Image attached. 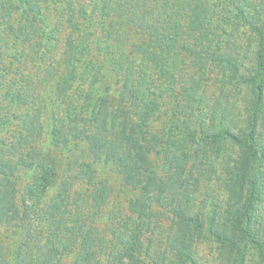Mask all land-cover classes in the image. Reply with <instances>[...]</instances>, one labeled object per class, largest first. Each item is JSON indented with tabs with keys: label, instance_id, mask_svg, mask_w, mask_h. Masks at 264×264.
Here are the masks:
<instances>
[{
	"label": "trees",
	"instance_id": "1",
	"mask_svg": "<svg viewBox=\"0 0 264 264\" xmlns=\"http://www.w3.org/2000/svg\"><path fill=\"white\" fill-rule=\"evenodd\" d=\"M74 1L79 0H61L59 16L63 11L64 19L58 17L53 26L51 16L44 13L48 6L42 7L38 0L1 4L0 57L10 56V62L1 66L0 82H6L8 72L18 71L22 82L33 81V88L25 99V91L13 79L0 98V224L14 232L10 238H0V264H64L69 255L72 264H190L196 262L194 243L210 239L209 235L217 242L216 264H247L256 255L258 264H264V145L259 137L264 115V0H258L252 11H236L249 28L244 31L249 48L252 43L256 46L251 66L245 65L241 52L219 53L221 43L215 42L221 19L212 22L218 0H90L101 22L111 15L109 10L117 16L97 38V60L84 57L92 49L89 33L83 52L78 49V56H69L72 67L55 89L50 81L54 72L34 78L21 69L28 60L34 66L46 62L54 31L67 21V13H74ZM88 6L82 5L83 15L88 14ZM6 10L9 17L18 11L16 26L4 21ZM77 28L73 23L71 36ZM131 31L139 32L141 39L128 60L124 44ZM40 39L50 43L46 49ZM109 39L120 41V53L112 64L100 65L98 61L111 49ZM9 48L13 52L8 56ZM182 50L191 55L189 73L179 64L185 60ZM52 67L50 61L46 72ZM81 76H88L87 90L72 94ZM214 86H219V94L204 106L207 91L212 89V94ZM241 94L245 113L235 107ZM165 97L175 102L168 110L174 117L160 133L153 131L152 119L165 110ZM218 118L227 124L217 123ZM13 124L18 130H11ZM79 141L88 144L91 154L116 166L124 184L135 191L128 204L130 213L121 215L117 227L113 221L99 227L112 187L106 179L96 178L90 163L78 172L75 186L80 189H74V177L67 175L56 194L46 199L56 183L53 148L67 151ZM229 147L236 148L232 158L223 152ZM213 148L222 154L226 178L218 180L225 188L226 208L223 215L217 210L208 217L205 227L201 210L193 212L191 200L204 175L195 173L202 171V158L207 159ZM155 205L160 212H155ZM163 211L170 212L171 221L164 233L156 218ZM157 242L165 244L157 249Z\"/></svg>",
	"mask_w": 264,
	"mask_h": 264
},
{
	"label": "rangeland",
	"instance_id": "2",
	"mask_svg": "<svg viewBox=\"0 0 264 264\" xmlns=\"http://www.w3.org/2000/svg\"><path fill=\"white\" fill-rule=\"evenodd\" d=\"M3 0H0V23H2V19H1V4H2ZM195 0H192V2H194ZM38 3H40V5L42 7L48 6V9L46 10V12L44 11L45 15L47 16H51L50 18V25L53 26L54 23L56 22L57 18L59 17V19H64L62 17H64L63 15V11L61 12L62 15L59 16V13L61 11V0H51V2H43L40 0H38ZM258 0H218V5L217 7H215V11L216 14L213 15V24L216 23V19H221V24H220V31H218V39H216V44L221 43L220 47V51L219 53H225L227 51H230L232 53H237V52H241L242 56V60L244 59L245 61V65L251 66L253 65V57H254V47L255 44L252 43L251 48H249L250 46V41L249 38L247 37V35H244V31L249 29L248 26H244L243 24V20L241 18H237V12L239 9L244 8L246 10H254L258 4ZM83 4H87L89 5L88 8H86V12L88 13L87 15H83L82 12V5ZM7 5H9V3H7ZM64 5V4H63ZM111 5V4H110ZM72 9L74 10V13H71V11L69 13H67V21L65 20V22L60 26V28H58L57 30H55L54 32L57 33L56 38L54 39L55 41L51 44H53L52 46V50L49 53L48 56H46L45 60L46 62L41 65L40 63H37L35 66L32 64H29V60L26 62L27 67L25 65H23V68L25 69H21L23 72L26 71H30L31 73L34 74V78L37 76H40L42 73H47V75H49V72L52 71L54 72L53 75H50V78H52V76H54V80H50L52 81V85L51 88L56 87L55 85H57V83L59 82V79H61L62 75L66 73V71L68 70L69 67L71 66V63H69L70 59L69 56L73 55V56H78L81 52H83V45L87 44L86 40L88 37H86L87 34H91L89 40H88V45H91L92 49H91V53L86 54L87 56H84L86 59H96L99 56V52L96 48V41L97 38L103 36V27L105 28V26H107V23L112 22L114 16L116 15V12L113 14L111 10H109L110 12V16L106 17L105 22H101L100 19V13L99 11L96 12L94 11V13L92 12L93 10V3L90 2V0H79V1H74L71 4ZM254 8V9H253ZM185 12H189V10L185 11ZM8 10H6L3 14V16L5 17V22L8 21L9 24L13 23L14 26H16L17 24V19H18V11H14L13 16L11 15V17H9L7 15ZM70 15H72V18L70 17ZM70 21V22H69ZM73 23H76L77 25V30H74L73 36L70 35L71 33V26L73 25ZM6 26V25H5ZM3 32H1V35H3ZM132 33V34H131ZM131 33H127V37L128 40H125L126 44H124V49H125V58L128 60L132 59V47L133 45L139 41L141 39V34L139 32H135L131 31ZM114 37H119V34H113ZM71 37V42L69 44L68 43V39ZM127 37H125L124 39H126ZM123 41V38L121 39ZM58 41V42H56ZM41 42V46H44V49H46L50 43L47 42V40L44 39H40ZM120 41H114V39H109L110 43V50H112L113 52H110V50H107L100 62L98 61V63L100 65H106V64H112V61L115 57H118L120 50L118 49L117 44ZM188 42H192L191 39H188ZM33 43V42H32ZM30 45L31 44H27ZM219 45V44H218ZM41 46H39V48H41ZM30 48V47H29ZM29 48L26 52L29 51ZM79 49V54H77V50ZM13 50L12 48H9L8 50L5 51V54L9 56V53H12ZM71 53V54H70ZM181 54L185 57V60L183 62H180V65H185L184 66V72L185 73H189L191 71V67H188V63L189 60L191 59V55L189 54V52L186 51H181ZM10 57V56H9ZM9 57H0V81L2 79L3 73L1 70V66L4 63H9L10 62V58ZM32 57V55L30 56ZM135 62L138 65V62H140V55L136 54L135 55ZM53 62V67L48 70V72H46V67L49 65V63ZM18 63V62H17ZM16 63V64H17ZM16 64L14 67H16ZM39 66V67H38ZM33 67V69L31 68ZM110 69H113V66H110ZM124 72V70H123ZM41 73V74H40ZM217 71L212 73V77H215ZM81 74V70L78 69L77 75ZM104 74V73H103ZM105 75V74H104ZM2 76V77H1ZM121 76L123 77V74L121 73ZM120 76V77H121ZM119 77V79H120ZM5 78L7 79L6 82L1 83L0 82V98H1V94L3 93V91L8 87V84L14 80L18 81V86H20L22 91H25V95L27 99L28 97L31 96V89L33 88V81H26V82H22L21 80H24V77L22 78V76H20L18 74V71H12V72H8V74H6ZM85 78L88 79V76H81L80 79L77 81V85L73 86V89L71 90V93H75L76 91H81V94H83L88 87V83L87 81H85ZM114 79H116V77L114 76ZM47 79H45L43 82H41L39 86V89L44 88V82ZM213 81V80H212ZM109 81H106L105 83H108ZM21 84H23V87L21 86ZM218 87L217 86L215 88V86L213 87V93L211 94V90L209 89L207 91V102L204 103V106H208L211 101H215L216 97L219 94L218 91ZM63 88V86L60 87V90ZM36 90H38V88H35ZM49 89H50V85H49ZM80 94H78V98H80ZM236 103H235V107L238 108V110L241 113H245L244 111V106H245V101H244V97L243 95H237L236 98ZM163 103H166L165 105H163V107H165V110H163V112L161 113H157L158 115H156V117L154 119H152V129L153 131H159L160 133H162V130L164 128L167 127V125L169 124V121L174 117L173 115H171V112H168L169 107L172 105H175V102L171 103V98L170 97H165L163 100ZM231 107H233V105L230 104ZM207 107H205L204 109L206 110ZM23 111V109H21ZM29 109V113H30ZM43 120L46 118L47 115V110L44 107L43 109ZM236 110V111H238ZM238 111V112H239ZM63 112V105L62 107H60L59 109V115H61ZM243 115V114H242ZM263 120L261 121L260 125H259V137L261 138V141L263 142L264 145V115L262 116ZM26 119H28L26 117ZM29 122H31L28 119ZM199 121V120H198ZM217 123H221L222 125H226L227 121H223L222 119L218 118V120L216 121ZM59 126L62 125L61 122H58ZM19 126L18 124H13L11 126V130H18ZM196 145V144H195ZM197 146V145H196ZM226 151V152H225ZM223 150L224 154L228 155V157L232 158L236 155V148H232L229 147L226 150ZM53 152L55 155V161L57 164V170H56V183L53 186V189L51 191V193L47 196V200L49 201L53 195L56 194V192L58 191L59 187L61 186V182L63 179L66 178L67 175H71L73 180H74V189L77 188L75 185L79 182L78 180H80L78 177V172L82 169L83 164L84 163H90L92 165V168L94 169V173L96 178L100 177V178H104L106 179L109 184L112 187V194H111V198H110V202L108 203V205L106 206V208L104 209V216L103 219L101 221H99V227L105 228L108 227L110 225V222L113 221V225H116V227L119 224V221L121 218V215H127L130 213L128 204H129V200L131 199V197L134 195L135 191L132 188H129L128 186H126L124 184L123 181V176L122 174L119 172V170L117 169L116 166L110 165L105 163L104 161L100 160L99 158H97V156H94L93 154L90 153L89 149H88V144L85 141H79L77 145L73 146L72 149L70 150H61V149H55L53 148ZM207 155L208 158L207 159H203L202 158V162H205V165L202 167V171H196L195 176L199 177L201 176L202 173H204V175L201 176L200 179V187L197 190V193L195 195V197L191 200V203L193 205L192 210L193 212L195 211V213H197L196 211H200V215H203L204 217V221H205V227H206V221L208 217L213 216L216 211L218 210L219 213H221V215H223L224 211H225V202H226V193H225V188L222 187L221 188V179L218 180L220 177H224V179L226 178V173L223 172L222 166H221V159H222V154H217L216 153V149L213 148L209 151H207ZM75 157V158H74ZM75 159L73 164H71L70 166V161L72 159ZM158 165L160 166L162 163V158L158 159ZM191 165V162H190ZM262 166L264 167V161ZM161 167V166H160ZM216 171L215 173L213 171ZM213 172V173H212ZM212 176V178L210 179L209 177ZM76 177V178H75ZM219 177V178H218ZM76 181V182H75ZM82 185V189L84 191H90V188L88 186H84ZM77 189H80L77 188ZM261 210L264 211V202L261 204ZM153 209L155 210V212L157 211H161L159 205H155L153 206ZM170 209V208H169ZM170 212H165L163 211L161 214V216L156 217L157 220L162 222L163 228L161 229V232H165V229L168 227V225L170 224V219L168 218ZM122 219V218H121ZM220 222L222 221V219H219ZM14 234V232L11 229H8L7 225H1L0 224V238L1 236H7L8 238L12 237ZM110 235V234H109ZM176 235V234H175ZM160 237V236H159ZM210 239H204L202 241H200L198 243V241H196L194 243V257L196 259V262L190 263V264H216L218 259V249H217V242L214 239V237L211 235H209ZM159 244H165L164 242H157L156 243V248L157 249H161L160 247H162V245H160L158 247ZM257 256V255H256ZM256 256H251L249 257V260L247 262V264H258L257 261V257ZM64 264H72L73 262V257L71 255L69 256H65L64 260H63ZM148 262H150V260H148Z\"/></svg>",
	"mask_w": 264,
	"mask_h": 264
}]
</instances>
